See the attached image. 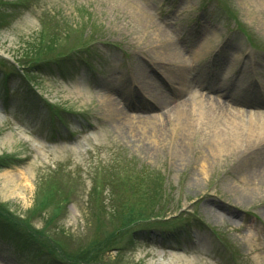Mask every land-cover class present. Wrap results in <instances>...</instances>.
<instances>
[{"label": "rangeland", "instance_id": "obj_1", "mask_svg": "<svg viewBox=\"0 0 264 264\" xmlns=\"http://www.w3.org/2000/svg\"><path fill=\"white\" fill-rule=\"evenodd\" d=\"M140 3L202 52L165 64L124 0H0V264H264V181L242 173L264 136L247 117L233 146L191 130L181 164L172 127L136 143L118 113L225 81V98L264 112V0Z\"/></svg>", "mask_w": 264, "mask_h": 264}, {"label": "bare ground", "instance_id": "obj_2", "mask_svg": "<svg viewBox=\"0 0 264 264\" xmlns=\"http://www.w3.org/2000/svg\"><path fill=\"white\" fill-rule=\"evenodd\" d=\"M130 5H133L138 10L139 21L143 24L145 29H151L154 32V38L157 41L156 43L162 46L164 51L165 59H162L165 64L175 65L179 68H183L185 63L190 56L195 55V52H202L204 49H200L201 42L196 46V50H193L194 47L187 45V42H183L181 39L176 40L175 34L171 29L166 27L165 22L160 24L153 20L151 17V9L140 3V0H124ZM233 66V65H232ZM231 66V67H232ZM227 82H223L221 88L215 90L211 87H206L201 91L192 92L190 95H179L178 98L170 99L167 97H156L153 103L150 104L152 107L148 109H143L140 107H132L136 109L138 115L133 117L129 114L128 110L121 108L118 110V113L121 117L120 128L122 129V135L124 136V131L129 135L133 141L140 143V137L137 135V131L141 130L143 139L145 140L148 137H153L156 140L167 139L169 128L172 127V131L168 138L171 139L172 147L179 156L181 164L188 163L190 157L188 156L187 151V138L189 132L194 130L195 133L201 130H209L207 133L212 137H221L224 138L226 143L232 142V146L240 144L243 139L241 137L240 128L245 124L232 127L230 123L235 124L234 117L244 118L245 116L248 119L249 128L248 131L250 134L249 138L254 135L253 129L256 131L255 135L264 136V124L256 123L253 118L260 116L264 117V112L254 113L247 111L245 105H241L239 109L237 107V102L229 98H225L226 94H222V87H226ZM199 90V89H198ZM158 98V99H157ZM161 98V99H160ZM106 102L113 107H117V100L115 98L106 97ZM153 109V112H156L155 116L150 115V111ZM206 109V110H205ZM208 112V113H206ZM136 113V114H137ZM175 116L177 120L173 121L171 118ZM233 116V117H232ZM183 121V122H182ZM215 121V122H214ZM212 122L218 123V126H221L223 123V130L212 129ZM173 123V124H171ZM137 124L138 126H135ZM243 125V126H242ZM231 126V128H230ZM229 128V130L226 129ZM251 139V138H250ZM248 140V139H247ZM142 142V141H141ZM223 143L221 141H216L213 148L210 149V154L212 157L215 154H218L222 148ZM238 148V147H237ZM217 152V153H216ZM220 154V153H219ZM238 160L244 162V153H239ZM208 158L204 157V165L207 164ZM242 160V161H241ZM204 169V166H203ZM206 171V170H204ZM243 176L248 185L258 184L264 181V153L261 157H258L252 163L246 165L242 169ZM198 176V175H197ZM197 181L195 174V182ZM11 184H15V177L13 180L4 179L3 188L8 187Z\"/></svg>", "mask_w": 264, "mask_h": 264}, {"label": "trees", "instance_id": "obj_3", "mask_svg": "<svg viewBox=\"0 0 264 264\" xmlns=\"http://www.w3.org/2000/svg\"><path fill=\"white\" fill-rule=\"evenodd\" d=\"M126 224V223H125Z\"/></svg>", "mask_w": 264, "mask_h": 264}]
</instances>
